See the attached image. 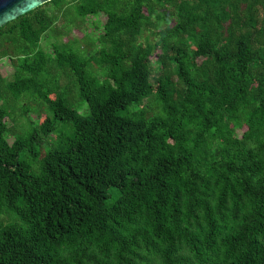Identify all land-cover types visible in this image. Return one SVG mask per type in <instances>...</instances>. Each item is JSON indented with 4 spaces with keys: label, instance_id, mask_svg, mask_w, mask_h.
I'll return each mask as SVG.
<instances>
[{
    "label": "trees",
    "instance_id": "trees-1",
    "mask_svg": "<svg viewBox=\"0 0 264 264\" xmlns=\"http://www.w3.org/2000/svg\"><path fill=\"white\" fill-rule=\"evenodd\" d=\"M66 7L99 32L42 48ZM2 57L0 264H264V0H47Z\"/></svg>",
    "mask_w": 264,
    "mask_h": 264
},
{
    "label": "rangeland",
    "instance_id": "rangeland-1",
    "mask_svg": "<svg viewBox=\"0 0 264 264\" xmlns=\"http://www.w3.org/2000/svg\"><path fill=\"white\" fill-rule=\"evenodd\" d=\"M166 8V7H165ZM169 10V9H165ZM166 18H170L169 14L166 15ZM102 20V17H93L86 16L85 19L81 22L75 12L71 7H66L64 14H58V18L53 22L52 29L46 30L39 40V44L42 48L46 50H50L52 41H62L68 39L74 46H82L89 39L95 38L96 34L100 30L99 22ZM156 25L161 27L164 25V20L158 19L155 20ZM230 26V20H222L220 23V27L223 31H228ZM142 38L146 37L148 40H152L155 38V34H152L149 29L143 30L141 34ZM94 42V41H93ZM96 44V41H95ZM156 70V67H154ZM0 72L3 75H9L11 72V66L9 65L7 59L5 57L0 58ZM61 81H65L64 78ZM73 96V90H72ZM76 102V99H73ZM20 105H26L27 111L26 116H20ZM38 103L36 100L30 97L21 96L15 101V109L13 111V116H16L15 121H9L6 117L7 124L11 129H24L26 127V119L25 117L32 119L33 121L40 120L46 110L43 105L39 109V115H37L36 108L38 107ZM79 111H82L83 108L79 107ZM39 117V118H38ZM8 138H12L9 136Z\"/></svg>",
    "mask_w": 264,
    "mask_h": 264
},
{
    "label": "water",
    "instance_id": "water-1",
    "mask_svg": "<svg viewBox=\"0 0 264 264\" xmlns=\"http://www.w3.org/2000/svg\"><path fill=\"white\" fill-rule=\"evenodd\" d=\"M47 0H0V25Z\"/></svg>",
    "mask_w": 264,
    "mask_h": 264
}]
</instances>
